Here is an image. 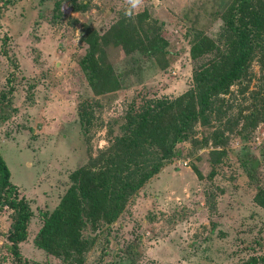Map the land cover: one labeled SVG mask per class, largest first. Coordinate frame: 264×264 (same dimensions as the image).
Instances as JSON below:
<instances>
[{
	"label": "rangeland",
	"instance_id": "1",
	"mask_svg": "<svg viewBox=\"0 0 264 264\" xmlns=\"http://www.w3.org/2000/svg\"><path fill=\"white\" fill-rule=\"evenodd\" d=\"M239 1L144 0L129 20L125 0H0V98L8 78L14 85L0 103V155L13 196L32 212L17 259L8 239L14 213L0 206V264H67L36 244L44 214L58 206L73 171L122 134L130 104L191 88L193 34L216 39ZM72 2L85 7L73 9ZM251 3L260 6V0ZM142 14L152 24L149 34L168 42L164 57L106 44L118 87L95 93L80 66L84 25L102 35L119 19L130 24ZM259 55L249 77L221 95L219 145L208 140L217 122L196 125L191 138L176 145L179 154L128 198L114 221L87 225L83 233L92 243L84 264H264V207L256 200L264 191V52ZM88 99L86 124L78 104ZM252 111L253 124L246 121ZM212 150L223 152L211 162Z\"/></svg>",
	"mask_w": 264,
	"mask_h": 264
},
{
	"label": "trees",
	"instance_id": "2",
	"mask_svg": "<svg viewBox=\"0 0 264 264\" xmlns=\"http://www.w3.org/2000/svg\"><path fill=\"white\" fill-rule=\"evenodd\" d=\"M251 2L241 0L237 6L232 4L216 39L203 31L193 34L190 56L195 63L190 89L174 98H147L138 107L130 104L122 134L114 137L97 158L73 171L72 184L58 206L44 214L36 237L40 248L67 264H84V254L92 243L83 233L87 225L95 226L101 220L114 221L128 198L158 173L165 161L179 154L176 145L191 138L196 125L207 127L213 120L217 122V131L208 140L219 145L217 141L222 137L219 126L225 113L221 95L229 94L236 81L248 78L254 56L264 52V0H260L258 8ZM55 3L58 11L60 3ZM72 5L73 9L85 7L75 2ZM149 25L152 24L145 21V14L130 24L121 18L102 35L92 25H84L81 39L87 47L80 66L95 93L118 87V77L107 62L106 44L120 46L126 54L139 50L159 60L164 57L168 42L160 35H150ZM7 82L9 90L2 94L0 103L13 93L12 79L8 78ZM91 109L90 99L78 104L82 122L86 120L89 124L84 116ZM256 115L252 111L246 121L253 124ZM222 152L212 150L210 161L214 154L220 156ZM9 177V169L0 155V206L8 205L13 210L8 239L14 257L19 259V243L27 238V222L32 212L24 200L13 196L16 189ZM261 195L256 200L264 207V191ZM245 264H255V261Z\"/></svg>",
	"mask_w": 264,
	"mask_h": 264
},
{
	"label": "clouds",
	"instance_id": "3",
	"mask_svg": "<svg viewBox=\"0 0 264 264\" xmlns=\"http://www.w3.org/2000/svg\"><path fill=\"white\" fill-rule=\"evenodd\" d=\"M127 7L124 9V16L132 20L139 9L144 5V0H125ZM222 25H218L220 27Z\"/></svg>",
	"mask_w": 264,
	"mask_h": 264
}]
</instances>
